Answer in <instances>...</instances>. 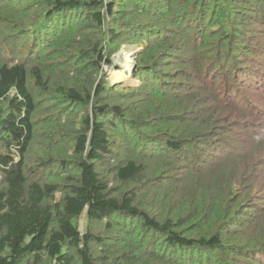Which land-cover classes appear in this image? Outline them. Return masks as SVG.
I'll list each match as a JSON object with an SVG mask.
<instances>
[{
    "label": "trees",
    "instance_id": "1",
    "mask_svg": "<svg viewBox=\"0 0 264 264\" xmlns=\"http://www.w3.org/2000/svg\"><path fill=\"white\" fill-rule=\"evenodd\" d=\"M0 264H264V0H0Z\"/></svg>",
    "mask_w": 264,
    "mask_h": 264
},
{
    "label": "rangeland",
    "instance_id": "2",
    "mask_svg": "<svg viewBox=\"0 0 264 264\" xmlns=\"http://www.w3.org/2000/svg\"><path fill=\"white\" fill-rule=\"evenodd\" d=\"M136 47H125L123 46L120 51H118L117 53L112 55L113 58V66L111 67H105V71H106V75H107V80L110 84H114L113 83V77L115 76H120L121 79L124 80L125 85H134L136 84L135 82H133L132 80H130V77L128 75H126V73L124 72L127 71V73H129L128 68L131 65L132 62V58H133V54L134 51H131L132 49H135ZM131 51V52H130ZM132 55V56H131ZM127 66V68H126ZM131 70V69H130ZM131 74V73H130ZM116 85V84H114ZM261 123L263 122L262 119L259 120ZM84 219L80 220V229L81 231L84 230Z\"/></svg>",
    "mask_w": 264,
    "mask_h": 264
},
{
    "label": "bare ground",
    "instance_id": "3",
    "mask_svg": "<svg viewBox=\"0 0 264 264\" xmlns=\"http://www.w3.org/2000/svg\"><path fill=\"white\" fill-rule=\"evenodd\" d=\"M126 68H127V66H126ZM128 71H130V67L128 68ZM114 79H113V83L114 84H118V83H121V81H123V79H121V77L120 76H115V77H113Z\"/></svg>",
    "mask_w": 264,
    "mask_h": 264
}]
</instances>
